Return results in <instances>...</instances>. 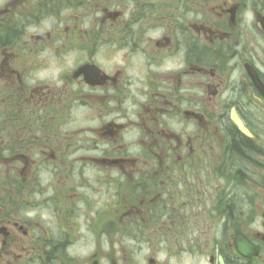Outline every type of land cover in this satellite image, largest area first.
Wrapping results in <instances>:
<instances>
[{
    "label": "flooded vegetation",
    "instance_id": "obj_1",
    "mask_svg": "<svg viewBox=\"0 0 264 264\" xmlns=\"http://www.w3.org/2000/svg\"><path fill=\"white\" fill-rule=\"evenodd\" d=\"M222 259L264 264V0H0V264Z\"/></svg>",
    "mask_w": 264,
    "mask_h": 264
},
{
    "label": "rangeland",
    "instance_id": "obj_2",
    "mask_svg": "<svg viewBox=\"0 0 264 264\" xmlns=\"http://www.w3.org/2000/svg\"><path fill=\"white\" fill-rule=\"evenodd\" d=\"M8 1H9V0H7V2H8ZM1 4H4V2H1ZM37 206H40V205L37 204ZM149 237H152V236L150 235ZM114 238H116V237H114ZM201 248H202V250L205 249V247H201ZM113 249H114V248H113ZM139 249H141V247H140ZM151 249H152V247H150V246H148V247H144V248H143V252H144L146 255H150V254H152V253H151ZM152 251H153V250H152ZM201 255H202V253H201ZM201 255H196V254H195V251H193V252H191V253H188V254H186V253H182V254H181V260H182L183 263H184L185 261L188 263V258H189V256H192L194 259L198 260L199 257H200ZM189 259H191V258H189ZM192 260H193V259H192Z\"/></svg>",
    "mask_w": 264,
    "mask_h": 264
}]
</instances>
